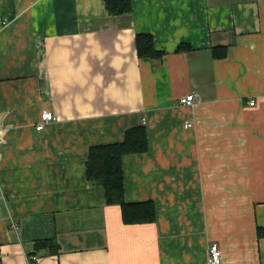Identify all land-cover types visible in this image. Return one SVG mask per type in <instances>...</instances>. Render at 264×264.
I'll use <instances>...</instances> for the list:
<instances>
[{
  "label": "crops",
  "instance_id": "1",
  "mask_svg": "<svg viewBox=\"0 0 264 264\" xmlns=\"http://www.w3.org/2000/svg\"><path fill=\"white\" fill-rule=\"evenodd\" d=\"M131 4L0 0V264H206L212 244L220 264H264V0ZM137 34L162 59L138 58ZM140 124L125 201H153L156 221L124 225L84 165ZM43 239L57 255H31Z\"/></svg>",
  "mask_w": 264,
  "mask_h": 264
},
{
  "label": "trees",
  "instance_id": "2",
  "mask_svg": "<svg viewBox=\"0 0 264 264\" xmlns=\"http://www.w3.org/2000/svg\"><path fill=\"white\" fill-rule=\"evenodd\" d=\"M106 15L120 17L131 13V0H103ZM135 49L138 58L160 60L164 52L154 48L153 38L149 34H137ZM191 51L190 47L182 44L175 53ZM215 59H223L227 55V47H215L211 50ZM147 130L143 124L125 130L120 142L99 144L88 149L85 160V177L92 185L103 189L106 205L120 207L121 221L124 225L151 224L156 221V208L151 200L127 202L123 184L122 157L131 154H141L147 151ZM257 237H264V229L257 227ZM58 244L54 239L37 240L34 243L32 256L39 252L58 254ZM33 259H31L32 261ZM34 262V261H33Z\"/></svg>",
  "mask_w": 264,
  "mask_h": 264
},
{
  "label": "built area",
  "instance_id": "3",
  "mask_svg": "<svg viewBox=\"0 0 264 264\" xmlns=\"http://www.w3.org/2000/svg\"><path fill=\"white\" fill-rule=\"evenodd\" d=\"M194 103V96L192 94H187L184 97H181L178 99V104L182 106H192ZM254 100L251 99L248 103L249 106H253ZM53 120V116L51 113H43L41 115V122L39 125L36 126V130L40 131L43 129L44 123H47L48 121ZM185 128H191L192 123L186 122L184 124ZM15 227V226H14ZM30 259H34V257H31ZM221 262V255L219 251V247L216 244H212L208 250L207 254V263L206 264H220Z\"/></svg>",
  "mask_w": 264,
  "mask_h": 264
},
{
  "label": "rangeland",
  "instance_id": "4",
  "mask_svg": "<svg viewBox=\"0 0 264 264\" xmlns=\"http://www.w3.org/2000/svg\"><path fill=\"white\" fill-rule=\"evenodd\" d=\"M181 98V97H180ZM51 121V120H50Z\"/></svg>",
  "mask_w": 264,
  "mask_h": 264
}]
</instances>
